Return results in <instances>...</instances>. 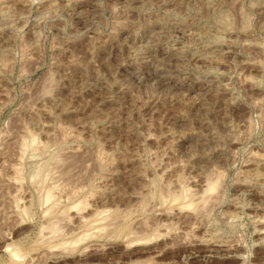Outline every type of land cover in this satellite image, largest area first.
<instances>
[{"label":"rangeland","instance_id":"1","mask_svg":"<svg viewBox=\"0 0 264 264\" xmlns=\"http://www.w3.org/2000/svg\"><path fill=\"white\" fill-rule=\"evenodd\" d=\"M9 263L264 264V0H0Z\"/></svg>","mask_w":264,"mask_h":264},{"label":"bare ground","instance_id":"2","mask_svg":"<svg viewBox=\"0 0 264 264\" xmlns=\"http://www.w3.org/2000/svg\"><path fill=\"white\" fill-rule=\"evenodd\" d=\"M31 136V135H30ZM31 142L29 143V142H25L23 145L25 146V147H29V145H34V143L36 142V138L35 137H32L31 139ZM22 145V147H24ZM37 146V145H36ZM45 148V147H44ZM38 150H39V148H38ZM34 151V150H33ZM20 152H21V150H20ZM261 156V155H260ZM51 157V156H50ZM42 168V167H41ZM45 169V168H44ZM42 170H43V168H42ZM41 170V171H42ZM36 171V170H35ZM20 173V172H19ZM36 173V172H35ZM47 173V172H46ZM38 174H42L40 171H39V173ZM38 174H36L35 176L37 177L38 176ZM40 176V175H39ZM38 176V177H39ZM37 177V178H38ZM17 180V179H16ZM15 180V181H16ZM217 180V179H216ZM216 180H214L215 182H210V183H208L209 185H208V187H207V189H206V191H207V193L209 192V194H210V192L211 191H214L216 188H217V186H218V180L216 181ZM220 181V180H219ZM16 184V183H15ZM220 184V183H219ZM55 187V186H54ZM152 187H153V185H152ZM49 188V187H48ZM154 188V187H153ZM162 188V187H161ZM51 189H53V188H51ZM186 189L187 188H185V189H183V190H181V192L180 193H178V194H176V193H171V194H169V192H168V195H160V198H161V200H163L164 201V203H166V201L168 200V199H172V200H174V202H177V204L180 206H184V207H187V208H192L193 207V202H192V200H187L189 197H190V195L192 194V193H190V195H188L187 194V191H186ZM42 190V189H41ZM162 190V189H161ZM160 190V191H161ZM159 191V192H160ZM188 191H190V189L188 190ZM162 192H164V191H162ZM191 192V191H190ZM154 193V192H153ZM167 193V192H166ZM189 193V192H188ZM212 193V192H211ZM214 193V192H213ZM212 193V194H213ZM151 194V193H150ZM206 195V194H205ZM192 196V195H191ZM53 197H54V194H53V191L52 190H49L48 191V193L46 194V196L44 197L45 199H46V202H49V201H51L52 199H53ZM153 197H154V195H153ZM193 197V196H192ZM212 197V196H211ZM210 197V198H211ZM41 198V197H40ZM205 198V197H204ZM44 199V200H45ZM153 199V198H152ZM171 199H170V201H171ZM206 199V198H205ZM62 200V199H61ZM81 200V199H80ZM14 201H16V200H14ZM84 201V200H83ZM82 201V203H79V204H77L76 206H75V208H77V209H79L78 210V214L80 215V217H81V219L83 220L84 218H86L83 214H82V212L87 208L85 205H87V202H83ZM56 202V201H55ZM162 202V201H161ZM206 202V201H205ZM60 203V202H59ZM15 204H16V211H20L21 209H22V211H27V210H25V209H23V207L21 208V205H19V204H17L16 202H15ZM55 204H58V203H53L52 202V205H50L49 207H48V209H49V211H48V209H46L47 210V212H49L50 213V211H52V209L53 208H55L56 206H55ZM62 204V203H61ZM89 204V203H88ZM73 205V204H72ZM81 205H84L85 206V209H84V207L83 206H81ZM55 206V207H54ZM70 206V205H69ZM80 207H82V208H80ZM26 208V207H25ZM74 208V207H73ZM75 208H74V210L72 209V211H75ZM196 208V207H195ZM69 209H71L70 207H69ZM82 209V210H81ZM46 210H45V212H46ZM54 210V209H53ZM21 211V212H22ZM56 211V210H55ZM64 211V210H63ZM20 212V213H21ZM46 212V213H47ZM62 212V211H61ZM117 212V211H116ZM116 212H107V210H105V211H100L99 213H98V216L97 217H99L100 215H101V217H100V219L101 220H109L110 218H112V217H114V216H116L115 214H116ZM48 213V214H49ZM63 213V212H62ZM66 213V212H65ZM50 215V214H49ZM63 216V215H62ZM66 216V215H65ZM128 216H130V215H127V218H128ZM64 218H66V217H64ZM88 218H90V217H88ZM97 219V218H96ZM57 220V219H56ZM122 221V220H121ZM82 222V221H81ZM98 222V221H97ZM114 222V221H113ZM87 224V223H89V222H87L85 219L83 220V224ZM84 224V225H85ZM88 226V225H87ZM90 227V226H89ZM109 227H111V226H109ZM102 229V228H101ZM105 229V228H104ZM123 231V230H122ZM132 231H134V230H132ZM103 232H105L104 230H103ZM153 232V231H152ZM90 234V233H89ZM131 234V233H130ZM135 234V233H134ZM119 235V234H118ZM129 235V234H128ZM132 235V234H131ZM85 236V235H84ZM3 237V236H2ZM41 237V236H40ZM86 237V236H85ZM45 239V238H44ZM146 240V239H145ZM78 242V241H77ZM143 242V241H142ZM34 243H37V242H34ZM40 243V242H39ZM48 243V242H47ZM46 243V244H47ZM67 242H65V244H66ZM133 243V242H132ZM139 243V242H138ZM74 244V243H73ZM59 244H57V246H58ZM61 245V244H60ZM71 245V244H70ZM130 245V244H129ZM56 246V245H55ZM64 246V245H63ZM60 247V246H59ZM66 247V246H65ZM65 250V249H64ZM43 255V254H42ZM15 262V261H14ZM10 264V263H9ZM13 264H19V263H13ZM26 264V263H25Z\"/></svg>","mask_w":264,"mask_h":264}]
</instances>
